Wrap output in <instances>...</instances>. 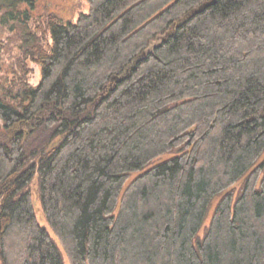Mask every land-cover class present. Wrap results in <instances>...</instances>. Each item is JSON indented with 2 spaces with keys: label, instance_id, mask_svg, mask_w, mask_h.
Instances as JSON below:
<instances>
[{
  "label": "trees",
  "instance_id": "obj_1",
  "mask_svg": "<svg viewBox=\"0 0 264 264\" xmlns=\"http://www.w3.org/2000/svg\"><path fill=\"white\" fill-rule=\"evenodd\" d=\"M86 3L0 0V264H264V0Z\"/></svg>",
  "mask_w": 264,
  "mask_h": 264
},
{
  "label": "rangeland",
  "instance_id": "obj_2",
  "mask_svg": "<svg viewBox=\"0 0 264 264\" xmlns=\"http://www.w3.org/2000/svg\"><path fill=\"white\" fill-rule=\"evenodd\" d=\"M34 10H30L31 21L39 22L44 16L52 13L63 20L74 21L80 13L87 11L86 0H34ZM18 55V41L15 34L6 27L0 26V77L10 79L12 77L11 69L14 67L15 58ZM34 63L28 62V66L33 68V74L30 75L32 82L39 77L37 67ZM31 203L38 223L45 227L53 235L52 230L44 217L40 199L36 186L31 190Z\"/></svg>",
  "mask_w": 264,
  "mask_h": 264
},
{
  "label": "flooded vegetation",
  "instance_id": "obj_3",
  "mask_svg": "<svg viewBox=\"0 0 264 264\" xmlns=\"http://www.w3.org/2000/svg\"><path fill=\"white\" fill-rule=\"evenodd\" d=\"M34 7H35V6H34ZM30 10H31V12H32V10H34V8H33V9H30ZM31 12H30V13H31Z\"/></svg>",
  "mask_w": 264,
  "mask_h": 264
}]
</instances>
